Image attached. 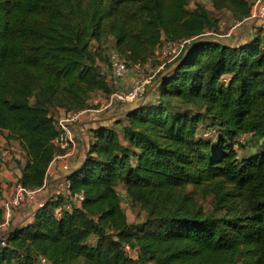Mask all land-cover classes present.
Here are the masks:
<instances>
[{
	"label": "trees",
	"instance_id": "trees-1",
	"mask_svg": "<svg viewBox=\"0 0 264 264\" xmlns=\"http://www.w3.org/2000/svg\"><path fill=\"white\" fill-rule=\"evenodd\" d=\"M194 1L0 0V134L24 152L27 188L45 183L59 111L111 92L100 68L111 46L133 69L191 39L151 82L155 101L91 130L66 178L81 207L56 218L63 200H47L0 236V264H264V32L226 44L206 35L219 30L213 11L242 20L250 1L208 0L212 13ZM118 186L143 222L128 223Z\"/></svg>",
	"mask_w": 264,
	"mask_h": 264
},
{
	"label": "built area",
	"instance_id": "built-area-1",
	"mask_svg": "<svg viewBox=\"0 0 264 264\" xmlns=\"http://www.w3.org/2000/svg\"><path fill=\"white\" fill-rule=\"evenodd\" d=\"M249 1L251 4V10L248 17L242 20H236L229 15L232 19L230 32L246 24H252L253 26L264 30V0ZM224 25V21L220 20L218 22L219 30ZM206 35L215 36L219 39L222 38V34L215 31L207 32ZM190 41L191 39L166 41L155 49L154 56H158L165 62L169 63L180 54L183 48L189 44ZM107 58L109 77L115 80L114 83L116 81L125 80L131 70L121 56L112 48V46L107 50ZM129 80V86L126 90L120 91L119 89H112L109 94H104L103 97L101 96L100 99L95 100L92 106H87L85 109L78 112H63L60 115L58 114L55 118L54 127L56 130V136L52 143L56 147L57 152L49 165L59 167L61 173L64 175L62 183L52 190L49 197L52 201H58L59 199L63 200V203L55 209L56 218H60L64 213H71L75 208H80L84 200L83 194L71 193L70 183L66 179L67 176H69L75 169L71 165V159L78 148V141L75 135V128L77 124L85 117H88L91 123L97 122V114L105 111L108 107L113 108L115 105L118 106L134 103L135 106H140L143 103L144 96L147 94L149 82L148 80L138 78H130ZM93 106H97V109ZM12 153L13 148L11 145H7L6 143L0 141V168L7 167L8 163L12 160ZM18 179L13 182L14 184L12 185L9 197L0 201V210L2 212V222L0 223V228L3 230L2 234L10 230L9 228L15 211L26 204L35 203L38 193L45 186L44 183L40 188H27L19 183ZM42 205L43 204L41 203H37L38 208ZM5 246L6 244L4 240H0V252ZM125 249H129V247L125 246ZM38 264L51 263L45 257L39 256Z\"/></svg>",
	"mask_w": 264,
	"mask_h": 264
},
{
	"label": "crops",
	"instance_id": "crops-1",
	"mask_svg": "<svg viewBox=\"0 0 264 264\" xmlns=\"http://www.w3.org/2000/svg\"><path fill=\"white\" fill-rule=\"evenodd\" d=\"M208 1V0H207ZM210 5V4H209ZM207 8V7H206ZM208 10L212 11V7L210 6L207 8ZM214 15L216 14H223L224 12H217L213 11ZM226 13V12H225ZM227 13L231 16V14L227 11ZM232 17V16H231ZM252 25V24H251ZM251 25H248L245 29H243L238 37H240L242 34H244V38L246 37V41L252 39L258 32L256 31V27H251ZM243 38V39H244ZM222 42L226 43L228 40L220 39ZM243 42V43H245ZM242 43V44H243ZM228 44V43H226ZM101 67V66H100ZM156 90H154V83H151L149 85V88L147 90L146 97L144 98L143 102L150 103L153 102V98L156 99ZM104 94L101 93H95L91 96L88 106H92L94 104L95 100H98L103 97ZM97 109V106H93ZM135 105H115L112 108V112H108L106 115L102 116V114H97L98 121H101V123L105 122V126L107 128H111L114 124L112 121L114 119H122L124 117V113L129 110L136 108ZM120 110L121 113L117 115V117L112 118L110 120H107L106 116L116 113V111ZM63 111H59V115L62 114ZM95 113V112H94ZM110 113V114H109ZM115 115V114H114ZM113 115V116H114ZM110 117V116H109ZM106 120V121H105ZM91 123L89 121L88 117L83 118L76 126L75 128V135L78 141V148L71 159V165L73 168L78 167L85 158V150L87 149V146L91 140H93V136L91 133V130L96 128L97 125L99 126V122ZM115 128H117L116 125H114ZM118 129V128H117ZM7 133L2 132L0 134V141L6 143L7 145H11V147L22 155V157L18 158V160L14 162H9L7 167L0 168V201L3 199H6L9 197L11 190H12V183L18 179L21 175V167L25 164L26 156L24 152L20 149L18 142L7 140ZM13 150V151H14ZM14 153V152H13ZM64 175L61 173L60 168L57 166H50L47 169V175L45 180V186L41 191L38 193L37 200L35 203L32 204H26L25 206L21 207L20 209L16 210L12 219V223L9 229L18 227V226H24L28 223H30L33 220L34 212L38 209L37 203L44 204L50 197L52 190L59 186L63 181ZM3 230L0 228V236L2 235Z\"/></svg>",
	"mask_w": 264,
	"mask_h": 264
},
{
	"label": "rangeland",
	"instance_id": "rangeland-1",
	"mask_svg": "<svg viewBox=\"0 0 264 264\" xmlns=\"http://www.w3.org/2000/svg\"><path fill=\"white\" fill-rule=\"evenodd\" d=\"M196 2L203 4L207 8L210 7V5H209L210 3L207 0H195L193 3H196ZM191 8H192V4H191ZM225 12L223 14H220V15L219 14L214 15V13H213L214 18H216L219 21L220 20L224 21V23H225V25L222 28H220V30H218V33L222 34L221 39L228 40V41H226V43H228L229 45H232V46L240 45L243 42H245L246 37L244 38V34H242L240 37H238V35L240 34V32L243 29H245L248 26V24L240 26L239 28L232 30L230 32V28L232 26V19L229 16V14L227 13V11H225ZM211 13H212V11H211ZM251 27L255 28L256 26L251 25ZM256 28L257 29L255 32H258V33L264 32V30H262L261 28H258V27H256ZM169 65H170V63L165 62L163 59L159 58L158 56H153L152 60H150L143 67H134L133 69H130L131 70L130 74L127 76V78H125V80L116 81L115 83H114L115 80H113L109 77L108 66L101 63L100 68L103 71V73L106 75V79H107L109 85H111V90L112 89L113 90L119 89L120 91H124L129 86V82H130L129 79L130 78H138V79L148 80V82H149L148 85H150L151 82H154L158 79L160 74L165 72L166 68H168ZM145 97L146 96H144V98ZM153 100L155 101L154 98H153ZM143 101H144V99H143ZM134 104H127V105H134ZM108 112H112L111 107H108L107 109H105V111L101 112L100 114H102V116H104ZM120 113H121L120 110L116 111V113H112V114L109 113L110 115L106 116V118H107V120H110L112 118L117 117V115H119ZM113 124L115 125L114 121H113ZM114 125L111 126V128H115ZM199 128H200V131H204V130L208 129L207 132H208L209 136L206 133L205 137H208L212 141L215 140L216 133H215L214 128H212V127L205 128L201 125L199 126ZM252 141H254V140L249 138V141L246 142L247 146H249V144ZM13 152L14 153H12V155H11L12 156V160H11L12 162H14V158L17 160L18 158L22 157V155L17 151V149H15ZM238 152H239V154H242L244 151L239 150ZM12 184H14V183H12ZM188 190L191 191V189H188ZM117 192L119 194L121 206H122V208L126 214V219H127L128 223L139 224V223L143 222L145 217H146L145 210L143 208H141L140 205L131 202V200L127 197L122 186L117 187ZM199 198H200V196H199ZM200 201L202 202L204 208L209 209L211 207L210 206V202H211L210 197H205L204 199L200 198ZM92 242H93V240L90 241V243H92ZM126 252L130 257H132V258L136 257V252L134 250L126 249Z\"/></svg>",
	"mask_w": 264,
	"mask_h": 264
}]
</instances>
